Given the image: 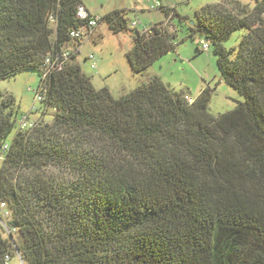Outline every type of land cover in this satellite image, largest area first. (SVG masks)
<instances>
[{
    "label": "trees",
    "instance_id": "obj_1",
    "mask_svg": "<svg viewBox=\"0 0 264 264\" xmlns=\"http://www.w3.org/2000/svg\"><path fill=\"white\" fill-rule=\"evenodd\" d=\"M80 8L82 0H0V81L38 71L43 114L54 110L51 124L22 131L14 99L0 104V157L17 129L0 200L25 264H264V0L252 10L221 0L189 27L244 98L220 116L209 111L210 87L192 104L159 76L118 98L96 89L77 61L83 41L70 36L86 25ZM101 17L115 35L134 32L126 58L135 75L176 49L164 24L140 32L125 10ZM8 254L16 249L0 235V264Z\"/></svg>",
    "mask_w": 264,
    "mask_h": 264
},
{
    "label": "rangeland",
    "instance_id": "obj_2",
    "mask_svg": "<svg viewBox=\"0 0 264 264\" xmlns=\"http://www.w3.org/2000/svg\"><path fill=\"white\" fill-rule=\"evenodd\" d=\"M91 5L101 14L115 10H125L129 25L138 22L137 30L148 31L154 25L164 24L172 33H177L176 49L158 60L144 75H135L128 63L126 53L133 47L134 32L120 35L113 34L106 24H101L93 36L84 40L85 46L78 55V63L82 70L93 79V85L100 90L108 87L113 96L118 98L129 93L142 84H147L154 76L162 81L175 93H182L185 99H197L204 88L210 87L214 93L209 105V111L214 116H220L233 111L244 98L221 80L217 66V57L211 44L204 38H190L189 27L196 22V12L204 7L216 4L221 0H159L164 8L172 9L167 17L163 9H152V0H82ZM242 6L252 10L257 0H236ZM242 32H237L225 43L228 50L237 48ZM209 43L207 52H199L200 42ZM75 47V46H74ZM72 47V48H74ZM69 48V49H72ZM89 55L96 57V69L91 68L87 60ZM236 58V54L232 56ZM41 82L38 71L27 70L15 77L0 81V104L4 96L14 99L13 110L17 121L29 119L32 123L51 124L54 119L53 108L44 115L41 104L36 100V91ZM17 134V129L10 135L6 144H11ZM3 160L0 157V167ZM20 240V237L18 236ZM13 258L10 264H18Z\"/></svg>",
    "mask_w": 264,
    "mask_h": 264
},
{
    "label": "built area",
    "instance_id": "obj_3",
    "mask_svg": "<svg viewBox=\"0 0 264 264\" xmlns=\"http://www.w3.org/2000/svg\"><path fill=\"white\" fill-rule=\"evenodd\" d=\"M152 4H153L152 9H159L162 6L159 0H152ZM78 18L85 21L86 25L78 30H74L71 32L70 36L72 40H74L75 42H81V41H84L92 37L94 32L100 26L101 19H102V17L99 15H93L89 13L85 8L79 9ZM51 21L54 22V17L51 18ZM137 27H138V22L131 23V28L137 29ZM209 49H210L209 43L202 40L200 42V50L203 52H207ZM70 55H71V49H69L68 51H65L62 54V58L68 59ZM87 60L91 63L92 69L97 68V65L95 62L96 57L94 55H89ZM54 65L55 63L52 62L51 57L47 58L44 64L46 71H47L46 73H49L54 68ZM42 99H43L42 91L38 89L36 91V100L40 103ZM188 102L189 104H192L194 101L188 99ZM37 125L38 124L30 122L29 119H26L25 117L18 121V128L19 130H22V131H30L34 129ZM8 149H9V144L4 145L3 150H2L3 155H1L2 159L4 157V153L8 151ZM10 219H11V212L9 210L8 204L0 200V235L4 238H9L12 241L13 247L16 249V258L19 260L18 264H25L22 256L17 251V246H16L19 232H18V229L10 227L9 225ZM12 260H13V257L10 254L6 255L5 257L6 264H10Z\"/></svg>",
    "mask_w": 264,
    "mask_h": 264
},
{
    "label": "crops",
    "instance_id": "obj_4",
    "mask_svg": "<svg viewBox=\"0 0 264 264\" xmlns=\"http://www.w3.org/2000/svg\"><path fill=\"white\" fill-rule=\"evenodd\" d=\"M83 2V1H82ZM83 6H84V8L89 12V13H91V14H93V15H99V16H103V15H105V14H101L100 12H98V10L97 9H94L91 5H89V4H86V3H84L83 2ZM87 41V40H86ZM85 41V42H86ZM85 42H83V44L79 47V49H80V52H81V49L85 46ZM72 47V46H71Z\"/></svg>",
    "mask_w": 264,
    "mask_h": 264
},
{
    "label": "water",
    "instance_id": "obj_5",
    "mask_svg": "<svg viewBox=\"0 0 264 264\" xmlns=\"http://www.w3.org/2000/svg\"><path fill=\"white\" fill-rule=\"evenodd\" d=\"M192 24H194V23H192Z\"/></svg>",
    "mask_w": 264,
    "mask_h": 264
}]
</instances>
